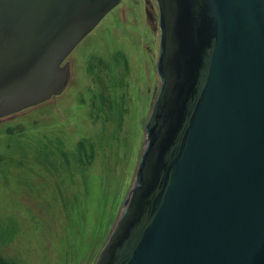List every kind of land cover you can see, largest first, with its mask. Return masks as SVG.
Masks as SVG:
<instances>
[{
    "label": "water",
    "instance_id": "95a60500",
    "mask_svg": "<svg viewBox=\"0 0 264 264\" xmlns=\"http://www.w3.org/2000/svg\"><path fill=\"white\" fill-rule=\"evenodd\" d=\"M123 0H0V120L61 95ZM160 91L96 264H264V0H155Z\"/></svg>",
    "mask_w": 264,
    "mask_h": 264
},
{
    "label": "rangeland",
    "instance_id": "374dc122",
    "mask_svg": "<svg viewBox=\"0 0 264 264\" xmlns=\"http://www.w3.org/2000/svg\"><path fill=\"white\" fill-rule=\"evenodd\" d=\"M143 7L123 0L76 47L62 95L0 120V264H96L160 91Z\"/></svg>",
    "mask_w": 264,
    "mask_h": 264
},
{
    "label": "flooded vegetation",
    "instance_id": "af4514ba",
    "mask_svg": "<svg viewBox=\"0 0 264 264\" xmlns=\"http://www.w3.org/2000/svg\"><path fill=\"white\" fill-rule=\"evenodd\" d=\"M143 3H144V7H143V9H144V12H143V15H144L143 23L145 24V26L147 28V32L149 34H151V38H152L151 46L146 48V52L149 54V66L152 68V65H153V63L155 61L154 57L157 60L156 61V66H157L158 57H159V53H158L159 38H160V32H159V10H158V5H157L155 0H143ZM113 11L110 12L109 14L113 13ZM105 18L100 22V24L105 20ZM100 24L92 31V33L100 26ZM92 33H90L86 38H88ZM154 50H155V52L157 51L156 54H155ZM150 71H151V69H150ZM153 91H154L153 92V96H154V93H156V89L155 90L153 89ZM148 93H151V89L150 88H148Z\"/></svg>",
    "mask_w": 264,
    "mask_h": 264
}]
</instances>
